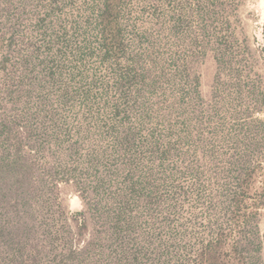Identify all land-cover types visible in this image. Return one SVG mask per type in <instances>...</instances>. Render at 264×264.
Returning a JSON list of instances; mask_svg holds the SVG:
<instances>
[{
    "label": "rangeland",
    "instance_id": "374dc122",
    "mask_svg": "<svg viewBox=\"0 0 264 264\" xmlns=\"http://www.w3.org/2000/svg\"><path fill=\"white\" fill-rule=\"evenodd\" d=\"M94 3L0 0V158L12 159L20 143L32 166L29 186L0 183L1 225L34 227L19 263L194 264L224 232L222 262L264 264V143L249 158L255 173L235 216L223 194L237 150L222 138L264 117L255 110L264 95V0H119L121 40L109 55ZM124 123L143 146L120 157L113 137ZM257 128L250 136L264 139ZM105 152L115 189L128 179L154 189L149 202L131 196L134 227L117 242L91 211L94 172L81 166ZM74 169L84 188L65 181ZM245 211L259 217L263 246L242 251L234 243ZM17 250L1 244L0 264H15Z\"/></svg>",
    "mask_w": 264,
    "mask_h": 264
},
{
    "label": "trees",
    "instance_id": "16d2710c",
    "mask_svg": "<svg viewBox=\"0 0 264 264\" xmlns=\"http://www.w3.org/2000/svg\"><path fill=\"white\" fill-rule=\"evenodd\" d=\"M119 0H95V3L91 6L90 11H93L96 19L98 20V25L95 27L97 32V38L99 44H101V52L103 55H109L113 53L115 49V44L117 41L121 40V25L119 19ZM119 44V43H118ZM117 46V45H116ZM106 57V56H105ZM218 60L221 63V57L218 55ZM220 58V59H219ZM242 89V87H241ZM250 94L261 96L257 94L254 89L250 90ZM263 94V93H262ZM259 106L255 107V110L259 113L264 114V95L258 97ZM245 111V109H244ZM256 122L258 126L252 125V121L246 122L242 126V131L236 132L235 134H224L223 140L229 142L237 150V154L232 155L230 161L229 174L232 186L226 188L223 194L224 198L228 200L227 202L231 205L227 211L233 210L234 215L237 216V212L242 211V204L245 201V196L248 194L247 190L250 189V183L252 176H254L255 171L251 168L250 156L257 152L260 145L264 143L262 137L258 140L257 138H252L250 132L256 127L261 132V135L264 136V117H256ZM28 130H30L28 128ZM17 143L15 146V153L12 159L1 157L0 158V183L7 181V184L12 187L18 186L19 188L25 183L27 186L31 184V172L32 166L26 160L20 156V148ZM143 146L141 139L137 136L135 128L129 124L124 123L121 125L116 132H114L113 137V149L112 153L117 154L120 157H127L131 154L132 151H137ZM77 149L70 152H66V157H69L73 152H76ZM108 152L98 153L89 155L85 159V163H82L81 166L87 172H94L93 176V187L94 198L96 203L91 207L93 213H99L98 215L102 218L107 219V224L109 225V231L113 240L116 242L122 238V230L131 232L134 227L135 219H129L127 217V204L129 199L132 197H138L144 199L147 202L151 200L154 194V189L152 184L149 181L142 180L141 182L133 181L132 179L126 180L124 186L115 189V181L118 178V173L116 172V167H107L102 168L105 160L108 158ZM80 166V167H81ZM76 168L79 165L75 166ZM104 169V170H103ZM75 172V173H74ZM67 178L65 181L68 183L72 182V186L77 190L78 187L84 188L83 182H86L88 179L82 180V178L77 177V171H65ZM82 184V185H81ZM15 195H20V192L13 193ZM34 196L33 191H28L27 197L22 198L20 205L26 206L29 199ZM259 201L264 204V184L263 191L258 193ZM102 201L105 204H102ZM112 206V207H111ZM233 206V209L230 207ZM106 210H101L105 209ZM14 219L16 217H13ZM129 219V220H128ZM259 217L254 216L252 212L241 213L239 218V230L236 235L234 246L240 250L249 249L250 245L259 244L263 246V239L261 236V230L259 225ZM8 224V223H7ZM32 227L28 222L19 223L18 221L14 222L11 225H6L0 223V245L4 244L7 246L8 250L16 249V246L19 248L15 255V264L19 263V258L23 252L20 253L24 241L27 242L28 239L32 236ZM227 236L223 233H218L215 237L206 243H204L198 250V254L194 257L197 263L194 264H204L205 255H210L211 264H227V262H222L219 253L227 244ZM204 260V262H203ZM252 262V259H251Z\"/></svg>",
    "mask_w": 264,
    "mask_h": 264
}]
</instances>
